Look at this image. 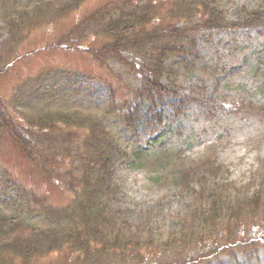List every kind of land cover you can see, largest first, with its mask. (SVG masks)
<instances>
[{
  "label": "rangeland",
  "instance_id": "374dc122",
  "mask_svg": "<svg viewBox=\"0 0 264 264\" xmlns=\"http://www.w3.org/2000/svg\"><path fill=\"white\" fill-rule=\"evenodd\" d=\"M36 1L0 0L2 110L17 119L42 106L75 108L98 115L100 128H106L119 147L108 177L113 190L103 208L107 229L132 239H163L170 232L188 229L186 219L190 210L202 204L204 194L199 196V191L207 185L213 187L212 179L228 188L225 195L229 192V202L243 197V192L247 193L245 197L256 191L264 194V0L216 1L226 20L225 27L195 31L198 58L192 70L181 68L182 55L167 61L170 70L160 79L164 94L155 103L144 101L143 109L148 112L135 133L119 120L118 107L107 115L106 89H98L97 81H89L93 87L89 91L85 80H81L116 78L119 72L127 82H141L135 58L128 59L134 71L127 75L130 66H121L109 58L99 65L86 50L99 49L106 36L104 31L83 23L84 17L104 4L121 0H84L75 7L69 0H47L50 8L40 19L19 27L22 36L18 41L8 31L5 14ZM150 1L160 15L178 11L172 4L179 0ZM243 8L257 10L263 18L249 19ZM71 32L74 34L70 35ZM112 80L117 84V105L130 101L128 83ZM63 133L75 145L84 138L86 129L74 126ZM139 151L137 158L134 153ZM11 182L54 206H62L71 198L56 177H47L16 140L4 133L0 138V209L9 216L22 215L19 200L11 196L15 191V187L9 186ZM195 192L201 198L198 203L193 200ZM248 198H240L245 206H240L239 226L226 218L218 220V233L210 241L234 248L241 239L239 248L244 249V243L260 240L257 235L264 234V211L262 206L248 207L249 203L260 204L259 198ZM28 213L42 228H53L50 221L38 217L37 211L30 208ZM198 229L205 233L203 229L211 228ZM21 238L28 240L24 234ZM252 247L258 246L250 245L246 250ZM128 257L115 264H139V259ZM218 259L228 264H264V248H258L257 259L239 258L234 262L226 254ZM36 264L82 262L55 254Z\"/></svg>",
  "mask_w": 264,
  "mask_h": 264
},
{
  "label": "trees",
  "instance_id": "16d2710c",
  "mask_svg": "<svg viewBox=\"0 0 264 264\" xmlns=\"http://www.w3.org/2000/svg\"><path fill=\"white\" fill-rule=\"evenodd\" d=\"M80 1L84 0H69L72 7ZM216 1H174L172 5L178 11L160 15L150 0H121L104 4L101 9L84 17L83 23L104 31L106 36L99 49L86 48L96 63L102 65L109 58L121 66L131 67L128 59L133 57L139 65L140 84L127 82L119 72L115 74L116 78H81L85 80L87 90L93 89L89 81H97L98 89H106L107 115L116 112L118 107L119 120L127 130L138 131L148 112L143 109L144 101L155 103L164 94L160 79L170 70L169 67L167 69V61L182 55L181 68L192 70L198 58L193 40L195 31L225 27L226 20ZM47 4V0H38L30 6L22 4L14 13L6 12L8 31L16 40L20 41L22 36L19 27L24 22L29 25V21L44 15L45 10L50 8ZM243 13L252 20L263 18L257 10L246 11L243 8ZM88 18L92 21L88 22ZM130 67L127 75L134 71L133 66L131 70ZM112 79L128 83L130 101L117 105L116 82ZM2 108L3 103L0 102V138L8 133L47 177H56L63 184L61 187L71 194V198L62 206H54L35 192L29 194L26 188L11 182L9 186L15 187L11 196L19 200L24 214L9 216L0 209V264H36L38 260L55 254L65 260L73 257L82 264H115L127 256L139 259V264H228L218 257L226 254L234 262H238L239 258L247 261L257 259L258 248H264L262 233L257 235L259 241L244 243V249L239 248L241 239L236 241L238 243L234 248L231 245L220 247L222 244L210 241L215 237L214 233H218V220L226 218L235 226L242 222L239 211L244 200L240 198H259V206L249 203L251 206L248 207L262 206L264 211L263 192L256 191L247 197L244 196L247 193L243 192V197L237 196L229 202V192L225 195L228 188L226 190L221 184L212 182L213 179L210 181L213 187L207 185L199 191V196L204 194L202 204L190 210L186 219L188 229L170 232L163 239H132L120 231L107 229L109 225L103 208L107 206V195L113 190L108 177L112 172V158L119 152V147L113 135H109L106 128H100L98 115L83 113L75 108L42 106L31 113H23V118L17 119L7 116ZM74 126L86 129L84 138L75 145L63 133ZM134 154L138 158L140 151ZM211 173L214 174L212 170ZM197 193L193 200L198 203L201 198ZM30 208L37 211L38 217L44 221H50L53 228H42L37 221H32L27 216ZM200 226L211 229H203L205 233H202L198 229ZM23 234L28 236V240H22ZM250 245L258 247L246 250ZM12 258L15 260L11 262Z\"/></svg>",
  "mask_w": 264,
  "mask_h": 264
}]
</instances>
